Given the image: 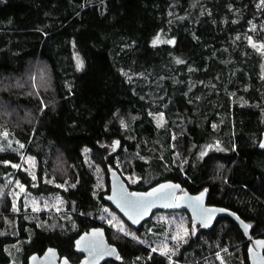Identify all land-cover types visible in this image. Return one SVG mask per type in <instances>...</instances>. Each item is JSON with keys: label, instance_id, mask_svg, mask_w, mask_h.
Instances as JSON below:
<instances>
[{"label": "trees", "instance_id": "16d2710c", "mask_svg": "<svg viewBox=\"0 0 264 264\" xmlns=\"http://www.w3.org/2000/svg\"><path fill=\"white\" fill-rule=\"evenodd\" d=\"M260 2L0 0V264H27L48 246L77 261L74 239L100 225L120 252L102 264H171L146 238L166 232L152 221L159 212L181 213L194 229L174 264H219L217 253L249 264L229 216L205 228L186 211L156 210L133 227L103 196L108 164L130 189L178 181L264 237ZM15 182L61 210L14 207ZM104 207L143 239L104 224Z\"/></svg>", "mask_w": 264, "mask_h": 264}, {"label": "water", "instance_id": "95a60500", "mask_svg": "<svg viewBox=\"0 0 264 264\" xmlns=\"http://www.w3.org/2000/svg\"><path fill=\"white\" fill-rule=\"evenodd\" d=\"M264 130L261 132L258 148L264 150ZM109 191L103 198L109 202L133 227H139L156 210H186L192 220L210 228L221 215L232 218L244 232L247 239L249 264H264V237L252 235L250 224L235 211L221 205L207 203V191L191 193L182 190L178 181L162 180L147 189H130L122 174L109 164ZM203 194V196L201 195ZM73 249L82 256L71 261L61 256L57 248L48 246L39 253H31L27 264H102L107 259H117V246L108 241L103 225L92 227L80 233L73 243Z\"/></svg>", "mask_w": 264, "mask_h": 264}, {"label": "rangeland", "instance_id": "374dc122", "mask_svg": "<svg viewBox=\"0 0 264 264\" xmlns=\"http://www.w3.org/2000/svg\"><path fill=\"white\" fill-rule=\"evenodd\" d=\"M260 3L262 6H264V2H262V0ZM6 135L7 134L4 133V136ZM3 144L4 147H12L11 139H4ZM24 161V164L27 169L30 165L33 164V159L29 156H24ZM21 187L23 188V191H21ZM3 189L4 188H1L0 193H3ZM9 194L14 207H17L16 205H18L19 202H22L25 208H29L32 211H43L48 209L51 205H55L53 208L54 211L61 210V208L59 207V203L55 204V201L40 200V198L30 195L26 191L24 186H21L18 182H15L13 184L12 189L9 190ZM152 218L153 223L155 221L165 222L167 229L165 233H162V235L158 233L147 234L148 236L146 238L148 242H150V248L151 250H155L163 255H166L168 260L171 261L172 264L175 255H177L178 247L180 246L181 242L186 240V238L191 234V230L194 229H191L186 218L178 212H159L156 215L152 216ZM102 222L104 224H107L116 233L128 235L129 237L134 238L136 240L143 239L134 230L128 228L123 222V220L119 218L114 212L110 211L107 207H104V211L102 213ZM149 227L150 226L148 225V228ZM216 255L219 264H226L221 253H217ZM193 264L212 263L210 262V259H208L207 263H200L198 260H195Z\"/></svg>", "mask_w": 264, "mask_h": 264}, {"label": "snow or ice", "instance_id": "6c2138e0", "mask_svg": "<svg viewBox=\"0 0 264 264\" xmlns=\"http://www.w3.org/2000/svg\"><path fill=\"white\" fill-rule=\"evenodd\" d=\"M262 2H264V0H262ZM159 41H154V44L155 43H158ZM181 62V61H178V63ZM79 66V65H78ZM262 147H264V145H262ZM14 167H17L16 165H14ZM21 191H23V188L21 187ZM203 196V194H201ZM187 234V233H185Z\"/></svg>", "mask_w": 264, "mask_h": 264}, {"label": "flooded vegetation", "instance_id": "af4514ba", "mask_svg": "<svg viewBox=\"0 0 264 264\" xmlns=\"http://www.w3.org/2000/svg\"><path fill=\"white\" fill-rule=\"evenodd\" d=\"M182 190H185V189L182 188ZM178 210H179V211H180V210H182V211H186V210H183V209H178ZM186 212H187V211H186ZM191 220H192V218H191ZM192 223H193L194 225L196 224V222H194L193 220H192ZM80 254H81V253H80ZM81 256H82V254H81ZM81 256H80V257H81Z\"/></svg>", "mask_w": 264, "mask_h": 264}, {"label": "bare ground", "instance_id": "6f19581e", "mask_svg": "<svg viewBox=\"0 0 264 264\" xmlns=\"http://www.w3.org/2000/svg\"><path fill=\"white\" fill-rule=\"evenodd\" d=\"M143 223V222H142Z\"/></svg>", "mask_w": 264, "mask_h": 264}]
</instances>
